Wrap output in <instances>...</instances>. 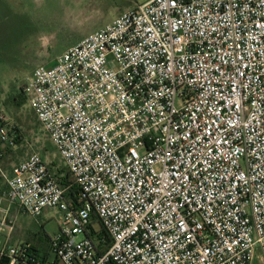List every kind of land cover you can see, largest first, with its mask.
I'll list each match as a JSON object with an SVG mask.
<instances>
[{"label": "built area", "instance_id": "2783aa9c", "mask_svg": "<svg viewBox=\"0 0 264 264\" xmlns=\"http://www.w3.org/2000/svg\"><path fill=\"white\" fill-rule=\"evenodd\" d=\"M23 92L74 182L38 154L5 171L0 113V263L264 264V0H147ZM11 206L61 213L49 257L10 244Z\"/></svg>", "mask_w": 264, "mask_h": 264}, {"label": "rangeland", "instance_id": "374dc122", "mask_svg": "<svg viewBox=\"0 0 264 264\" xmlns=\"http://www.w3.org/2000/svg\"><path fill=\"white\" fill-rule=\"evenodd\" d=\"M146 1L0 0V113L12 121L21 137L18 142L2 145L5 171L38 154L53 174L67 178L68 185L74 182L23 89L36 67L53 64L68 48ZM4 185L0 179V187ZM11 218L15 231L10 244L42 239L48 245L49 238L59 231L61 213L48 210L34 218L15 209ZM0 242H5V234L0 235Z\"/></svg>", "mask_w": 264, "mask_h": 264}, {"label": "trees", "instance_id": "16d2710c", "mask_svg": "<svg viewBox=\"0 0 264 264\" xmlns=\"http://www.w3.org/2000/svg\"><path fill=\"white\" fill-rule=\"evenodd\" d=\"M23 95H24V92H23ZM21 96V95H20ZM25 99V98H24ZM20 136H18L16 139H15V142H18V140H20ZM59 176V175H58ZM57 176V177H58ZM59 178V181L61 183V185L63 187H67L69 183H67V178H62L60 179ZM72 187H75V186H72ZM68 195L75 198L76 196V189L74 190H70L68 191ZM93 219V223L95 225H97V228L95 227H92L90 228V236L92 237V239L95 241V243L97 244V247H98V251L99 252H103L105 251L109 246H110V243H111V240H110V237L107 235V233L105 232V230L103 228H100L101 226L98 224L97 220H96V217L93 215L92 217ZM0 264H6V262H1Z\"/></svg>", "mask_w": 264, "mask_h": 264}, {"label": "crops", "instance_id": "0c3cea01", "mask_svg": "<svg viewBox=\"0 0 264 264\" xmlns=\"http://www.w3.org/2000/svg\"><path fill=\"white\" fill-rule=\"evenodd\" d=\"M7 171H9V170H7ZM6 193H7L6 185H4V187H0V207L2 209H6L8 207V203L5 200ZM15 209L17 210L16 206H11L10 207V211H9L10 212V216H11V213L13 212V210H15ZM14 231H15V228H14ZM14 231L11 234L10 238L13 236ZM26 243H30L34 247V250L39 255V257H42V258L49 257L48 245H47V242L45 240L37 239L36 242L35 241L34 242L26 241Z\"/></svg>", "mask_w": 264, "mask_h": 264}]
</instances>
